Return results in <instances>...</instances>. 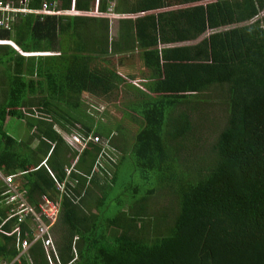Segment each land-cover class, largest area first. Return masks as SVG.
Segmentation results:
<instances>
[{"label":"trees","instance_id":"16d2710c","mask_svg":"<svg viewBox=\"0 0 264 264\" xmlns=\"http://www.w3.org/2000/svg\"><path fill=\"white\" fill-rule=\"evenodd\" d=\"M2 1L57 11L0 27V169L58 203L59 263L264 264V0ZM3 188L0 259L48 264Z\"/></svg>","mask_w":264,"mask_h":264},{"label":"built area","instance_id":"2783aa9c","mask_svg":"<svg viewBox=\"0 0 264 264\" xmlns=\"http://www.w3.org/2000/svg\"><path fill=\"white\" fill-rule=\"evenodd\" d=\"M48 7L49 5L46 2H43L39 9L31 10L23 7H16L9 1L0 0V27L7 28L9 26V21L11 20L10 15L12 16L16 12H33L38 14L53 13L54 11ZM9 12L12 13L9 14ZM66 138H68V140ZM65 139L71 147L77 150L82 149L87 141L99 142V139L96 136H86L82 138L78 134H71L70 136L65 137ZM69 169L70 167L66 168V172H68ZM0 178L4 183V188L1 192L2 200L9 206L7 217L15 218L16 224L14 228H17L16 226L18 223L25 221H28L31 226L30 238H27L25 233L24 237H20L19 239V229L15 230L19 253L13 258V261L17 260L19 255L26 254V249L31 243L39 241L43 248L47 263L60 264L52 242V233L50 230L58 212V203L41 195L36 205H29L24 199L25 191L19 190L13 183L12 174L4 175L0 170ZM56 187L61 189L59 183H56ZM0 264H11V262L0 259Z\"/></svg>","mask_w":264,"mask_h":264},{"label":"rangeland","instance_id":"374dc122","mask_svg":"<svg viewBox=\"0 0 264 264\" xmlns=\"http://www.w3.org/2000/svg\"><path fill=\"white\" fill-rule=\"evenodd\" d=\"M20 3H23V0L20 2ZM12 4V3H11ZM16 7H19V6H16ZM23 8H25L24 6H23ZM28 9V8H27ZM53 10V9H52ZM54 12L53 13H57V11H55V10H53ZM10 13H12V12H9V14ZM53 13H49V14H53ZM66 13H68V12H66ZM1 15V14H0ZM107 16L110 18V22H109V36H110V38H112V39H115L116 38V35H117V18H118V16L117 15H114V14H111V13H108L107 14ZM10 17H11V19L13 18L11 15H10ZM117 56L116 55H114L113 56V58H116ZM130 61H132V60H128V62H130ZM2 72V66H1V64H0V73ZM85 99H87L88 101H90V99L89 98H85ZM112 104H117V102L116 101H112L111 102ZM110 105V104H109ZM111 106V105H110ZM110 109V113L113 115V116H118V113L114 110V109H111V108H109ZM6 117L7 116H5V119H6ZM11 117H13V116H11ZM4 119V122L6 121ZM9 121V120H8ZM12 121L13 120H11V123H12ZM18 122V121H17ZM20 122V121H19ZM26 131H27V129L26 128H24V127H22V126H19L18 127V129L17 130H15L14 131V133L17 135L16 136V138L18 139V138H23V135L22 134H25L26 133ZM19 136V137H18ZM67 140H68V138H66ZM103 155V154H102ZM73 161V160H72Z\"/></svg>","mask_w":264,"mask_h":264},{"label":"crops","instance_id":"0c3cea01","mask_svg":"<svg viewBox=\"0 0 264 264\" xmlns=\"http://www.w3.org/2000/svg\"><path fill=\"white\" fill-rule=\"evenodd\" d=\"M102 105V107H103V104H101ZM109 112H110V109H109ZM111 114V113H110ZM112 115V114H111ZM113 116V115H112ZM6 121L4 122V129H5V131H7L8 132V134L9 135H11V136H13L14 138H16V134L14 133V131L15 130H17L18 129V127L19 126H22V127H24V128H27L26 127V125H25V122H24V120L23 119H18V118H15V117H10V116H7L6 117V119H5ZM9 120V121H8ZM11 120H13L12 121V123H11ZM18 121V122H17ZM20 121V122H19ZM23 135V138H25L27 135H28V131H26V133L25 134H22ZM19 137V136H18ZM23 138H18V139H23ZM17 139V138H16ZM71 164H73V162L71 163ZM1 170V169H0ZM2 172V171H1ZM3 173V172H2ZM4 175H8V174H5V173H3ZM12 174V173H11ZM19 173H15V174H12L13 175V183L16 185V184H18L17 183V177L19 176L18 175ZM0 184L2 185V187H4V183L2 182V180H1V178H0ZM17 186V185H16ZM24 199H25V201H26V196H25V193H24ZM26 203L27 204H29L27 201H26ZM29 205H31V204H29ZM6 214H8V213H6ZM57 216V215H56ZM8 218V217H7ZM56 219V218H55ZM55 221V220H54ZM19 224V223H18ZM53 224V223H52ZM52 226V225H51Z\"/></svg>","mask_w":264,"mask_h":264}]
</instances>
